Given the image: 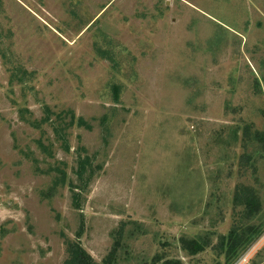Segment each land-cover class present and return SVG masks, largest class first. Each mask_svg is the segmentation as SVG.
I'll use <instances>...</instances> for the list:
<instances>
[{"label":"rangeland","instance_id":"obj_1","mask_svg":"<svg viewBox=\"0 0 264 264\" xmlns=\"http://www.w3.org/2000/svg\"><path fill=\"white\" fill-rule=\"evenodd\" d=\"M44 106L89 125L67 131L68 153L37 126ZM249 124L264 132V0H0V264H64L81 220L97 263L124 226L114 264H264ZM231 232L249 240L234 255Z\"/></svg>","mask_w":264,"mask_h":264},{"label":"trees","instance_id":"obj_2","mask_svg":"<svg viewBox=\"0 0 264 264\" xmlns=\"http://www.w3.org/2000/svg\"><path fill=\"white\" fill-rule=\"evenodd\" d=\"M2 53V52H1ZM3 54V53H2ZM2 56H5L4 54ZM15 75L16 73H19V79H22L23 76H25V72L23 69H15L14 70ZM27 112V111H24ZM28 113V112H27ZM37 126L40 125H49L51 127L52 133L54 138L61 144V149L68 153L70 151V146L68 143V133L67 131L70 130L74 125H77L79 127H84L86 129H90L89 125L86 123V121L82 117H76L75 113L72 110L62 111L59 113L53 112L49 107L44 106L43 108V116L42 118L36 122ZM241 139L240 141L243 143V148H245L246 142L248 143L253 138L255 141L264 147V132H258L253 130V126L251 124L244 125L243 128H241ZM233 139H238V133L237 130H234L231 134ZM42 148L44 146L42 145ZM84 153L86 152L85 149H81ZM249 160V159H248ZM77 173L79 176V180L81 183V187H78L81 191L84 187H86L87 182L89 179L84 177V174L87 172L88 169H91V159L87 156H79L78 163H77ZM60 179L59 181L61 183L64 182L65 173L60 172ZM80 192V191H79ZM73 193L72 200L74 203V208L79 209L81 204V193ZM256 195L251 191L247 189H241L237 190L234 201L235 203L239 205H243V207L246 209V213L248 216H251L255 214L258 211V201L256 199ZM81 226L79 227V230L76 235L75 240H71L68 238H65L64 244H65V251H66V260L64 264H114L115 262V254L118 252L122 238L124 233V226L118 229L115 236V243L111 250V253L108 255V257L100 262L97 263L94 261V259L84 250L81 243L78 241L81 235V231L83 228V222L81 220ZM228 245V252L231 255H234L238 253V249H240L242 246H246L249 243V240L247 238H243L239 235H236L234 233H230L228 239L225 241ZM181 248L190 256H195L196 254L202 252L203 246L197 242L194 241H181ZM243 248V247H242ZM160 259L156 257L154 259V264H179L176 261L170 260L165 261L163 263H159Z\"/></svg>","mask_w":264,"mask_h":264},{"label":"built area","instance_id":"obj_3","mask_svg":"<svg viewBox=\"0 0 264 264\" xmlns=\"http://www.w3.org/2000/svg\"><path fill=\"white\" fill-rule=\"evenodd\" d=\"M244 260V262L246 261V257L243 259Z\"/></svg>","mask_w":264,"mask_h":264}]
</instances>
